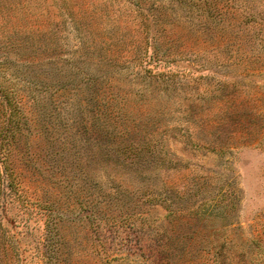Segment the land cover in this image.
<instances>
[{
    "label": "rangeland",
    "instance_id": "obj_1",
    "mask_svg": "<svg viewBox=\"0 0 264 264\" xmlns=\"http://www.w3.org/2000/svg\"><path fill=\"white\" fill-rule=\"evenodd\" d=\"M0 264H264V0H0Z\"/></svg>",
    "mask_w": 264,
    "mask_h": 264
}]
</instances>
